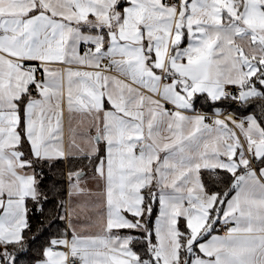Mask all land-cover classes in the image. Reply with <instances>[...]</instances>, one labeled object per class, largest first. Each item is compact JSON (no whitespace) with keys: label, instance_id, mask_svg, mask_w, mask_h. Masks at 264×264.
<instances>
[{"label":"snow or ice","instance_id":"obj_1","mask_svg":"<svg viewBox=\"0 0 264 264\" xmlns=\"http://www.w3.org/2000/svg\"><path fill=\"white\" fill-rule=\"evenodd\" d=\"M0 264H264V0H0Z\"/></svg>","mask_w":264,"mask_h":264}]
</instances>
